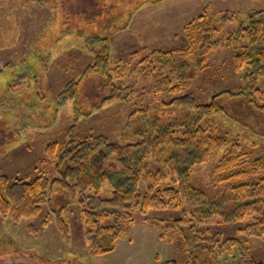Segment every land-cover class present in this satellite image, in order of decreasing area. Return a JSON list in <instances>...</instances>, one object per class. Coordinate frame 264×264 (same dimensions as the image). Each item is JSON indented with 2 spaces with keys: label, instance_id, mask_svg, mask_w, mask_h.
<instances>
[{
  "label": "rangeland",
  "instance_id": "obj_1",
  "mask_svg": "<svg viewBox=\"0 0 264 264\" xmlns=\"http://www.w3.org/2000/svg\"><path fill=\"white\" fill-rule=\"evenodd\" d=\"M250 10H264V0H0V175L29 181L44 174L52 180L59 173L54 162L46 159L45 148L52 142L61 148L68 141V130L74 135L133 143L138 140L131 134L134 119L155 108L165 110L180 95L189 94L196 103L205 104L224 91L217 102L225 112L211 119L214 132L228 143L191 169V182L210 199L228 192L217 181L215 166L230 156L233 143L242 154L238 165L252 181V160L264 153V110H259V115L253 112L255 104H261L254 90L240 92L245 68L235 71L232 55L243 42L237 39L226 44L241 19L235 17L221 25L207 46L203 45L208 48L206 65L192 77L179 73L174 60L160 65L153 61V54L144 57L152 50H170L176 55L190 41L183 27L204 11L217 18L225 11L242 17ZM93 36L108 38L110 66L124 62L113 74L118 92L103 102L109 91L85 77L78 102L65 100L59 93L69 81L80 79L92 62L91 49L102 46L91 43L90 47L84 42H91ZM215 40L219 42L213 45ZM137 51L139 58L125 61ZM195 59L196 55L188 57L189 62ZM256 86L264 95V77L258 78ZM145 161L151 169L158 167L149 157ZM93 164L97 171L102 170L107 160L98 154ZM98 194L110 197L107 183ZM49 195V201L33 216L14 220L0 214V263L183 264L184 246L166 224L178 214L174 210L136 213L132 222L122 223V234L112 250L91 255L79 196L60 185ZM57 212L69 231L66 240L56 223ZM248 223L250 219L228 223L213 220L206 225L218 235L211 244L215 264H242L246 257L243 247L255 260H264V244L237 230ZM225 238H237L241 243H221ZM207 252L202 242L197 264L210 257Z\"/></svg>",
  "mask_w": 264,
  "mask_h": 264
},
{
  "label": "trees",
  "instance_id": "obj_2",
  "mask_svg": "<svg viewBox=\"0 0 264 264\" xmlns=\"http://www.w3.org/2000/svg\"><path fill=\"white\" fill-rule=\"evenodd\" d=\"M235 17L241 20L226 39V44L237 39L243 42L240 49L233 52V67L235 71L245 68L240 92L254 90L261 104H255L253 112L259 115V110H264V95L256 86L258 78L264 77V10H250L242 17L236 12L225 11L217 18L204 11L183 27L190 41L176 55L170 50H152L144 57L153 54V61L160 65L174 60L179 73L192 77L197 69L206 65L208 48H203V45L206 47L209 38L219 32L221 25L236 20ZM84 42L90 47L91 43L102 46L91 49L92 62L85 67L80 79L65 85L59 96L78 102L82 80L88 77L109 91L108 96L102 99L104 102L117 94L119 88L113 83V74L120 71L124 62L120 60L114 67L109 65L108 38L93 36L91 42L87 39ZM218 42L215 40L212 44ZM195 55V62H189L188 57ZM139 56V51L134 52L125 61H134ZM223 93L214 94L205 104L196 103L189 94L180 95L173 98L165 110L155 108L138 120L134 119L130 123L133 126L131 134L138 140L133 143L119 144L102 136L74 135L72 130H68V141L61 148L57 142L49 143L45 148L46 159L54 162L59 173L54 179L50 180L44 174L29 181L21 178L10 180L6 175H0V214L9 215L14 220L33 216L40 211L42 204L49 201L50 191L60 185L79 196L84 235L89 240L91 255L112 250L122 234V223L132 222L136 213L149 209H168L178 213L166 224L184 246L183 264H197L196 255L201 251L202 242L210 254L202 264L214 263L211 244L218 235L207 227L213 220L228 223L250 219V223L237 230L264 244V153L252 160L250 174L254 179L250 181L248 172L238 165L242 154L238 153V144L233 143L230 156L215 166L217 181L228 189L221 197L207 198L191 182V169L211 154H217L228 143L214 132L211 119L225 112L224 106L217 102V97ZM98 154L107 160V164L97 171L93 160ZM148 157L158 167L151 169L145 161ZM103 183L111 189L108 198L98 194ZM89 189L92 191L87 194ZM105 221L108 222L103 223ZM56 223L63 239H68L67 225L58 212ZM221 243L232 245L241 242L237 238H225ZM242 250L246 256L241 259L242 264H264V260L257 261L247 254L244 247ZM167 264L178 263L170 261Z\"/></svg>",
  "mask_w": 264,
  "mask_h": 264
},
{
  "label": "flooded vegetation",
  "instance_id": "obj_3",
  "mask_svg": "<svg viewBox=\"0 0 264 264\" xmlns=\"http://www.w3.org/2000/svg\"><path fill=\"white\" fill-rule=\"evenodd\" d=\"M15 262V261H14ZM13 261L12 262H7L6 264H35V263H30V262H23V261H18L16 263H14ZM0 264H3V263H0Z\"/></svg>",
  "mask_w": 264,
  "mask_h": 264
}]
</instances>
